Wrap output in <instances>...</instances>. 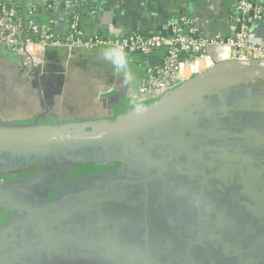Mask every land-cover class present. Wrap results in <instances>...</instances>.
Wrapping results in <instances>:
<instances>
[{"label": "crops", "instance_id": "obj_1", "mask_svg": "<svg viewBox=\"0 0 264 264\" xmlns=\"http://www.w3.org/2000/svg\"><path fill=\"white\" fill-rule=\"evenodd\" d=\"M69 1L25 4L61 35L82 9L87 37L163 33L182 16L196 18L205 37H225L237 13L236 0ZM103 52L49 49L44 84L34 87L26 55L0 45V123L43 114L50 124L85 125L138 110L144 66L162 54L131 58L134 79L125 84ZM210 54L219 64L234 52ZM104 87L111 91L99 94ZM183 114L181 155L175 117L134 155L114 145L76 148L64 153L71 158L30 165L29 157L0 170L1 191L26 208L0 199V264H264V81L208 86ZM140 155L146 162L130 166Z\"/></svg>", "mask_w": 264, "mask_h": 264}, {"label": "built area", "instance_id": "obj_2", "mask_svg": "<svg viewBox=\"0 0 264 264\" xmlns=\"http://www.w3.org/2000/svg\"><path fill=\"white\" fill-rule=\"evenodd\" d=\"M47 2L53 7L71 3ZM25 3L26 0H0V45L15 54H25L30 66L47 61L49 49L99 52L118 46L129 60L161 53L159 62L144 66L146 77L136 90L139 102L157 99L213 67L212 48L233 50V60L264 62V36L254 33L255 27L264 28V4L258 0H236L237 13L229 34L216 38L205 37L199 21L186 16L168 23L163 28L165 35L133 32L117 37H87L81 28L82 9L73 13L68 32L61 35L50 21L40 19L37 8H28Z\"/></svg>", "mask_w": 264, "mask_h": 264}, {"label": "water", "instance_id": "obj_3", "mask_svg": "<svg viewBox=\"0 0 264 264\" xmlns=\"http://www.w3.org/2000/svg\"><path fill=\"white\" fill-rule=\"evenodd\" d=\"M254 33L264 36V28H254ZM162 35H165V33H162ZM78 51L82 50H73L71 52ZM46 55L47 61L35 67L31 65L28 68V80L34 87L44 84L48 73L47 67L51 64L49 50ZM57 74L61 75L63 73L57 72ZM56 79L59 81L62 76ZM253 79L264 81V62L231 60L215 64L207 71L192 77L189 81L172 91L164 93L157 99L144 102H139L135 99L136 104L141 107L139 106L138 110L132 111V114H128L120 120L114 118L113 120H103L85 125H65L63 123L56 125L42 120L43 117H48V115L40 114L31 117L25 122H2L0 123V170H12L15 166H24L27 163L24 159L29 157H31L32 161L27 164L30 165L42 164L39 159L42 157L53 159L56 154L71 158L74 154L64 153L67 150L70 151L76 148H102L114 145L122 146L125 148L126 154L131 152V155H134V148L141 147L140 143H143L146 136L151 135L153 132H158L162 126L163 129L161 130L166 133L168 131L167 124L175 125L176 122L173 123V118L175 117L180 119L183 124V128L180 125V134L175 138L176 144H178L176 151L181 155L185 138L184 127L186 125L183 113L190 102L197 97V94L204 91L208 86H216L217 84L240 86L248 84ZM110 91L109 87L98 89V93L102 92L103 95ZM53 95H59V92ZM50 117H56V115H50ZM167 139L170 138L166 136L162 139L163 144ZM147 141L145 140V142ZM151 141L155 140L152 139ZM154 144H157V142ZM130 157L135 159L133 158L134 156ZM140 157H137V161L135 159L134 162L130 161L131 158H128L130 166L132 164L141 165L146 162L143 156L140 155ZM128 170L133 171V169ZM132 174L135 175V172H132ZM0 199L20 209H26L25 206L3 193L1 189Z\"/></svg>", "mask_w": 264, "mask_h": 264}, {"label": "clouds", "instance_id": "obj_4", "mask_svg": "<svg viewBox=\"0 0 264 264\" xmlns=\"http://www.w3.org/2000/svg\"><path fill=\"white\" fill-rule=\"evenodd\" d=\"M103 59L110 62L114 68L122 74L123 82L128 84L134 79L133 73L129 68V59L127 53L122 47L113 46L105 49Z\"/></svg>", "mask_w": 264, "mask_h": 264}]
</instances>
